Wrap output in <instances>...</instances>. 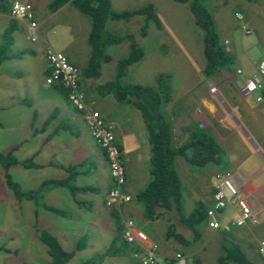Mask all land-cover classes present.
Segmentation results:
<instances>
[{
    "label": "crops",
    "instance_id": "1",
    "mask_svg": "<svg viewBox=\"0 0 264 264\" xmlns=\"http://www.w3.org/2000/svg\"><path fill=\"white\" fill-rule=\"evenodd\" d=\"M11 1L12 0H0V30L6 27L5 29H9V34L11 35L9 55L5 58H3V56L0 58V151H11L15 159L19 161L29 159L34 163L35 166L33 167H24L19 164L8 168V173L13 181H15L13 171H18L21 182L20 188L22 190L37 188L45 179L58 181L57 184L54 183L39 191L37 195L39 202H37V198L34 199L35 202L33 199H28V201H20L23 203H20V205L24 206V208L28 207V211L31 206V216H33L34 211H36V209L32 211V208H36L35 206H37L39 211L41 210L44 212H40L39 215H34L36 218L35 226L38 227L39 230L48 231L50 234L53 233V230H51L53 227L64 221L59 218L60 214H58V216L57 213L44 206L51 207L59 213L63 212L60 210L61 207L67 206L70 208L69 212H72L67 222L71 224V222L74 221L76 225L66 226V228L90 225L96 227L100 231L101 237L106 243L109 244L114 240L121 247L129 248L128 245L124 244L119 239L120 227L117 224L114 214L116 209L114 207H107L104 204L106 192L110 186V177L103 152L92 140L82 121L81 113L70 106L63 91L57 87L58 85H49L44 81L48 73L43 55V47L46 45L45 41H48L46 38L47 26H49L54 21V18L66 8H71L73 14L79 11L68 2L54 11H50L48 9V4L36 7L32 0H19L21 3L30 5L33 18L37 24V39L31 41L23 20L13 17L10 14L9 9ZM235 13H237V11L234 12V15ZM234 15L233 18H235ZM222 28L225 30L224 27ZM228 33L229 32L226 31V33L223 34L219 45L229 54L232 60L234 56L231 52H235V50L233 46L230 45V39L227 37ZM87 35L88 30L85 27V34H83L85 52H83V55L81 53L82 50L78 49L76 45L73 46L75 49L70 47V49L63 54L67 57L69 63L78 68L79 83L83 87L87 100L91 103V107L99 112L104 122L112 125L113 134L121 152L122 162L124 167H126L124 190L132 196L129 202L119 208L120 212H122L124 216L132 218L136 224L144 230L146 235L159 246L162 252L161 254L169 256L176 250H179L180 253L185 255L188 264H206L201 253L205 248V244L211 239L214 240L215 248H217V251L213 253L211 264H220V259L225 256L226 249L231 248L239 249L248 260L249 258L245 253L251 252H254L259 259L264 260V257L258 253L257 249L258 241L264 240V236H262L259 229H256L254 234L252 233L255 227L259 228V226L264 224V203L256 198L261 195V192L257 191L258 186H254L253 183H251V185L248 184L249 181H251L250 177L253 175L252 173L248 177H243L239 171L235 170L239 175L234 172L233 174H237L238 176H234L233 180L245 197L248 194L253 196V199L248 201V203L250 202L249 206L253 209H257L258 207V210L260 209L263 211L262 219L256 226H252L254 228L237 227L230 231H224L222 229H211L207 226L206 222L201 231L195 235V239L192 231L186 225L178 221L189 231L183 234L177 231L180 230L179 226L170 222L172 214L175 215V211H164L157 208L158 215L153 220L143 217L141 204L134 199V195L144 187L149 179V147L146 139V132L136 108L129 104L118 103L110 94L98 95L93 92L95 86L109 81V79L114 76V73L110 75H108V73L111 71L115 72V63L121 57L116 59L115 56H112L113 61H111L109 56L110 53H108V51L106 52V48H104L105 58L100 60L99 74L95 77L87 76L84 71L89 55L86 41ZM74 38L76 39V36ZM13 51H20V54L17 56L18 67L10 70L9 66L12 65L10 60L14 59L15 55V53L12 54ZM261 53L264 55V50L261 49ZM36 59L39 60L37 63L34 61ZM139 61H141V59L130 64L127 70ZM110 62H112L111 66L106 65L110 64ZM254 64L251 63L253 66ZM203 65L202 62L198 75H196V69L190 67L191 70L187 72L190 77L186 79L187 82L185 83L187 87L186 90L182 92V99L181 97L178 99L176 98L178 103L172 102L174 100L173 97H176V75L168 72L165 73L169 75L170 96L172 98L171 102L167 104L166 109L168 111L172 109L175 116L178 114V116H182L183 118L182 121L176 122L179 124L177 127H175L172 122L173 142L175 145L180 144L187 136L190 125L191 127L196 125L198 128H206L211 135L214 136L219 146L221 147L223 145L218 162L219 164L208 167L206 171H210L213 168L214 171H228L232 167H230V164L235 162L232 161L231 155H233L236 150L246 152L243 140L245 128L241 123V119L246 120L254 127L255 131L261 134L263 132L262 126L256 127L255 124L259 121L260 117H264V114L261 109L253 107L248 99L241 97L236 87L233 89L230 86V82L234 86L237 84V81L232 79L233 71L236 75L235 69L241 68V70H243V74H240L241 76L236 75L239 76V84L244 77L253 71V68L252 71L250 70V65L248 63L241 64L238 62L237 64L236 62L233 68L229 66L219 67L210 77L203 76ZM126 74H128L127 71L125 75ZM125 75L122 77L123 82ZM104 77H107V79H104ZM207 83L216 85L220 96V100H217L218 102L216 99L205 96V94H208ZM20 85H24L25 88L20 89ZM221 85L222 89L220 88ZM11 88H14L15 92H11ZM219 89H221V91H219ZM43 91L45 98L47 97V104H52L46 109L41 107L38 108V106L34 104L35 102H33V100L36 99L37 92L42 93ZM26 93H28V96L25 95ZM189 96L191 98L187 99ZM189 102L192 103L190 104ZM262 102H264V98L260 103ZM37 103L40 104L39 101ZM180 106L184 113H179ZM198 116L203 117L198 118ZM188 121L189 123L185 125ZM200 122H204V124ZM3 130L6 132H15V138L9 133L8 136L2 133ZM182 132H185V136L183 137ZM237 133L240 135H237ZM237 136L240 138L242 137V139L239 141H231V137ZM178 138H180V141L177 140ZM251 144L255 149L252 151L264 161L263 153H261L257 146H254L253 142ZM181 163L185 164V166L188 165L181 156H176L175 166L178 174V166ZM190 171L199 172L193 169H190ZM213 174L214 173H210L209 175ZM39 180L40 182L37 183ZM73 188L76 190H73ZM211 193L212 188L210 189V193L204 198V201L208 203V207L211 204ZM195 196H198L197 192H195ZM9 201H11L10 196ZM12 202L10 204H12ZM194 202H196V200ZM194 202L190 206L188 205V208H184V205H182V214L186 215L187 211L193 208ZM77 213L84 215L82 217V222L77 220L80 218ZM68 223H65V225H68ZM25 225V231H27L28 224L26 223ZM159 229H161L160 232ZM168 229H173L179 233L186 242L181 243L171 237L166 238L164 233ZM198 234L200 235L198 236ZM249 234L253 236H249ZM74 235H76V233H74ZM84 235L86 238L87 234L84 233ZM157 235H159V238ZM68 237L69 236H67L66 232L63 230V235L60 237V240L61 238ZM73 238L75 242L78 236L70 237V239ZM177 244L180 248L174 247V245ZM119 253L120 249L114 248L109 254L118 255ZM135 262H137V260H135ZM223 262L224 264H234L230 260H225Z\"/></svg>",
    "mask_w": 264,
    "mask_h": 264
},
{
    "label": "rangeland",
    "instance_id": "2",
    "mask_svg": "<svg viewBox=\"0 0 264 264\" xmlns=\"http://www.w3.org/2000/svg\"><path fill=\"white\" fill-rule=\"evenodd\" d=\"M32 1L34 2V5L36 7H41L44 4H49L52 0ZM201 4L203 5L204 9H206L210 14L215 25L218 44L221 43L223 34L226 33V31L229 32L227 34V37L230 39V45H232L235 50V52H231V54L236 60L232 58L228 66L233 68L236 65V62L237 64L238 62H240L241 64L248 63L250 65L249 68L251 71L253 68V71L250 73L252 74L255 70L256 63L264 60V55L263 53H261V49L264 50V0H202ZM145 5H151L150 7L157 15L161 27H155L152 22H148L144 27V34H141L139 30L142 28L141 26L143 24V17L140 15H131L124 19H107L103 26L104 31L106 33H109L111 36L120 38V40L118 43L108 44L105 47L106 52L108 51V53H110L109 56L111 61H113L112 56H115L116 59L119 57H126L128 55V52L130 51L128 48L129 39L126 37V35L130 36L131 39H134L136 45L141 48L142 55L140 58L141 61L133 64L129 70H126L128 74H126L123 78L124 83L154 85L155 79L158 74H165L166 72L175 74L176 97H173L174 100L172 101L173 103H175L176 98L178 99L181 97L182 99V92L186 90L187 85L185 83L187 82L186 79L190 77V75L187 74V72L191 70L190 67L195 68L197 71L196 75H198V71L202 66V62L204 64L201 44L202 32L193 24L192 16L186 3H177L173 0H108V9L112 12L134 10ZM236 11L237 13H235L234 15V12ZM233 15L235 16V18H233ZM90 24V19L86 15H83L79 12L73 14L71 8H66L54 18V21L49 26H47L46 38L48 41H45V43L54 50L60 51L62 53L69 50L70 47L76 45L78 49L82 50L81 53L83 55V52H85L83 34H85V27L89 31ZM222 27H224L225 30H223ZM5 28L6 27H3L0 30V53L3 54V58L9 55V45L11 43V35L9 34V29ZM243 28L247 29V32L243 31ZM123 35L125 37H122ZM75 36L76 39L74 38ZM73 49L75 48L73 47ZM88 50L90 52L89 46ZM19 52L20 51L12 52V54L15 53V55L14 59L10 60L12 64L11 66H9L10 70L18 67L17 56L20 54ZM34 61L37 63V61L39 60L36 59ZM251 63H255L254 66L251 65ZM106 65L111 66L112 62ZM238 69L240 70V72L237 73L235 71L236 75H240L241 73L243 74V70H241V68H237L235 70ZM113 73L114 72L111 71L110 73H108V75ZM236 75L233 71L232 79L236 80L237 84L234 82L236 84L234 86L230 82V86L233 89H235L236 87V90L239 92L241 97L248 99L249 103L253 105V107H255L256 109H261L262 113L264 114V102L260 103L263 100L264 96H261L260 92H257L256 95H259L262 99L260 102H255V93H252L249 96H244L240 90L242 82L246 78H248L249 75L244 77L240 84L239 76ZM107 77H104V79H107ZM113 78L114 76H112L109 80H112ZM208 85L214 84L207 83V89ZM214 86L216 87V85ZM19 88L24 89L25 86L20 85ZM220 88L222 89V85ZM221 89H219V91H221ZM11 92H15V89L11 88ZM25 95L28 96V93H26ZM205 96L216 99V101L220 100L217 87L215 93L209 92L208 89V94H205ZM44 98V91L42 93L37 92L36 99H34L33 102H35L34 104H36L38 108L41 107L43 109H46L52 104L48 105L46 102L47 97L45 99ZM190 98L191 97L189 96L187 99ZM38 101L40 104L37 103ZM189 103L191 104L192 102ZM179 109L181 110H179V113H184L181 106ZM203 116H198V118H201ZM182 119V116H178V114L176 116L173 115L172 122L174 123V126L177 127L179 124L176 122L182 121ZM188 123L189 121L186 122L185 125ZM200 123L204 124V122ZM241 123L245 128L243 140L245 143L244 146L246 148V152L236 150L233 155H231L232 161L235 162L230 164V167L232 166L230 170L225 171H227L230 175H233V177H237L239 175L237 171H239L243 177H248L252 173L253 175L250 177L251 181H249L248 184L251 185V183H253L254 186H258L257 191H260L261 195L257 196L256 198L264 203V161L254 151H252L255 149L251 144L253 142L254 146H257L261 153H263L264 155V117H260L259 121H257L255 124L256 127L262 126L263 132L261 134L255 131L254 127L250 125L246 120L241 119ZM2 133L6 134L7 136L9 133L13 138H15V132H6L3 130ZM182 133V137L185 136V132ZM237 135L240 134L237 133ZM239 138L240 137L237 136L231 137L230 139L231 141H239L242 139V137L240 139ZM179 139L180 138H178L177 140L180 141ZM221 148L223 149V145L221 146ZM0 152L5 153L6 151ZM12 156L14 157V155ZM189 167V165L185 166V164L181 163L178 166L179 174L177 172L181 186V204L184 205V208H188V205L190 206L191 204H193L195 200L204 201L205 196L210 193V189L212 188L216 174L225 172L222 170L214 171V168L210 171H206V169L210 166L201 169L199 172H191ZM2 171L3 170L0 167V245L3 248L2 250H0V264H41L43 262H46L48 260V255L46 253L45 245L38 240L39 229L35 226L36 218L34 217L35 214L39 215L40 212H44H42L41 210L39 211L37 206H35L36 208H32V211L34 209H36V211H34V215L31 216V206L28 211V207L24 208V206L20 205V203L23 204L20 201H28V199L24 195L20 198H16L14 196L13 191L6 187L4 183ZM234 172H236L238 175L233 174ZM210 173L214 174L209 175ZM13 176L15 178V182H18L17 184L21 187L20 177L17 170L13 171ZM39 182L40 180L37 181V183ZM195 192L198 193V196H195ZM9 196L11 197V201H9ZM243 196L245 197V195ZM245 198L248 202L250 199H253V196L251 194H248ZM11 202L12 204H10ZM37 202H39V198H37ZM69 209L70 208L67 206L60 208V210H62L63 212H60L59 214L60 216L64 217H60L57 213L59 218L62 219L66 224L68 223L67 220L70 219L72 213L69 212ZM251 210L256 211L258 210V207L257 209L251 208ZM190 211L191 210H188L187 214ZM261 213H263V211H261ZM77 215L80 216V218H78L77 220L82 222V217L84 215L81 213H77ZM176 216V214H172L170 222L174 225L176 224L177 226H179L180 230L177 231H180L183 234L188 233V229H186L178 222V216ZM261 219L262 218H260V220ZM64 222L51 229L53 230V233L51 234L56 237V240L59 244L62 242L61 246L64 250H74V253L72 254L73 256H71V258L64 264H78L83 259H88L93 256L101 257L97 264H138L137 262H135V260L138 261V256L133 251L134 247H130L131 245L123 242L120 239V233V241L128 245L129 248L121 247L114 240L109 244L106 243L102 239L100 231L96 227H92L90 225H81L78 227L66 228V226H72L73 224L75 226L76 224L73 221L71 222V224L68 223V225H65ZM26 223L28 224L27 231H25ZM231 229H229L228 231H230ZM256 229H259L262 233V236H264V224L262 226H259V228L255 227L252 230L253 234L255 233ZM63 230L69 237L61 238L60 240V237L63 235ZM160 230L161 229H159V232ZM74 233H76V235H74ZM84 233L87 234L86 238ZM250 235L253 236L252 234H249V236ZM71 236H78V238L74 242V238L70 239ZM157 237L159 238V235H157ZM149 239L151 242H153V244L157 248V251L161 254L162 252L160 251L159 246L154 241H152L150 237ZM77 244H79V248H77ZM4 247L8 251L4 250ZM174 247L180 248L178 244L174 245ZM114 248L120 249V253L118 255L109 254ZM215 251H217V248H215L214 240L211 239L205 244V248L201 253L202 257L205 259L206 264H211L213 260V253ZM245 254L249 258V261H251L253 264H264V260L259 259L254 252ZM186 263L188 264L187 260Z\"/></svg>",
    "mask_w": 264,
    "mask_h": 264
},
{
    "label": "trees",
    "instance_id": "3",
    "mask_svg": "<svg viewBox=\"0 0 264 264\" xmlns=\"http://www.w3.org/2000/svg\"><path fill=\"white\" fill-rule=\"evenodd\" d=\"M173 1L187 4L193 24L202 32L203 76L210 77L219 67H227L231 62V57L218 44L215 25L210 14L201 4L202 0ZM66 2L73 5L81 14L86 15L90 19V29L86 38L90 52L86 61V68H84L86 75L90 77H95L99 74L100 60L105 58V46L118 43L120 40V38L111 36L104 31L103 26L107 19H124L131 15H140L143 17L142 28L140 29L141 31L139 30L141 34H144V27L148 22H152L155 27H161L157 15L150 7L151 5H145L134 10L112 12L108 9V0H52L48 4V9L54 11ZM122 37L125 36L123 35ZM126 37L129 39L128 48L130 51L128 55L116 61L114 78L95 86L93 92L98 95L110 94L118 103L129 104L139 112L149 147V179L144 187L134 195V199L141 204L143 217L153 220L158 215L157 208L164 211H175L180 223L186 225L195 237L206 223L208 203L198 200L194 202V206L188 214H182L181 186L175 166V158L176 156H181L190 166V169L200 171L207 166L219 164L222 149L206 128H198L196 125L192 127L190 125V130L182 142L178 145L174 144L171 120L174 111L172 109L167 111L166 109L167 104L172 99L170 96L169 75L158 74L154 85L124 83L122 77L125 75L127 67L139 60L142 55L141 48L136 45L134 39H131L128 35ZM0 58H2V53H0ZM57 87L65 95L64 89L60 86ZM259 92L261 96H264V85ZM15 164H21L24 167H33L35 165L29 159L18 161L12 156L11 151L0 153V167L3 170L4 183L13 191L16 198L24 195L27 199L34 200L41 189L58 182L51 179L44 180L37 188L22 190L8 173V168ZM73 190L76 189L73 188ZM44 207L59 214L51 207ZM114 214L117 220V211H114ZM38 231V238L45 245L48 255V260L41 264H64L71 258L74 250H64L55 236L46 230L40 229ZM164 236L166 238L171 237L181 243L186 242L173 229H168ZM76 246L77 248L80 247L79 244ZM2 249L0 245V250ZM4 250L7 249L4 247ZM226 250L225 256L220 259V264H224L223 261L225 260H230L234 264H253L239 249L231 248ZM100 258V256H93L83 259L78 264H97Z\"/></svg>",
    "mask_w": 264,
    "mask_h": 264
},
{
    "label": "built area",
    "instance_id": "4",
    "mask_svg": "<svg viewBox=\"0 0 264 264\" xmlns=\"http://www.w3.org/2000/svg\"><path fill=\"white\" fill-rule=\"evenodd\" d=\"M10 14L23 20L29 39H37V24L33 19L32 9L29 4L19 0L10 2ZM247 32V29L243 28ZM43 55L48 70L45 76L46 84H56L65 91L67 102L82 116L95 145L103 152L107 162L110 187L107 189L105 206L114 207L117 211V222L120 227V239L133 246V251L138 256V264H187L186 257L179 251L169 256L160 254L150 241L146 233L132 218H126L119 208L131 200V195L124 190L125 167L122 162L121 152L117 146L112 125L101 118L99 112L91 107L86 93L79 83L78 69L69 63L67 57L49 45H44ZM237 73L240 70H236ZM264 85V60L256 63L255 70L246 78L240 87L244 96L257 94ZM209 92L215 93L216 87L208 85ZM261 97L256 95L255 102H260ZM263 213L261 210L252 211L246 198L238 189L233 180V175L227 172L216 174L212 185L211 204L206 210L207 226L211 229L228 231L237 227H252L259 223ZM258 253L264 257V240L258 241Z\"/></svg>",
    "mask_w": 264,
    "mask_h": 264
}]
</instances>
